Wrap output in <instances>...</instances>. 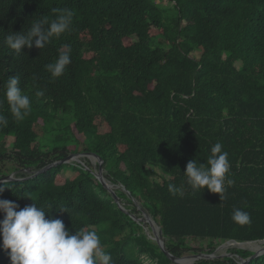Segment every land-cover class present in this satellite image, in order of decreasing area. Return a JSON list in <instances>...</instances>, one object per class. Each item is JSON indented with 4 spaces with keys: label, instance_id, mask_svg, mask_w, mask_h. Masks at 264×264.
<instances>
[{
    "label": "trees",
    "instance_id": "trees-1",
    "mask_svg": "<svg viewBox=\"0 0 264 264\" xmlns=\"http://www.w3.org/2000/svg\"><path fill=\"white\" fill-rule=\"evenodd\" d=\"M158 1L0 0V114L8 120L0 125V161L15 163L0 168V179L17 173L0 183V199L20 208L37 203L73 234L95 231L111 264H175L142 232L128 192L160 225L175 257L198 252L189 239L208 241L209 252L237 244L231 240L264 239V0H169L172 10ZM54 9L72 11L69 31L19 55L6 45L12 32L55 19ZM61 51L71 63L52 80L45 66ZM14 76L31 102L20 122L4 96ZM217 142L234 181L223 201L207 189L193 191L184 175L189 161L205 164ZM74 153L102 159L123 209L86 165L59 163ZM170 184L183 195H173ZM236 208L250 223L233 222ZM233 254L247 260L253 252ZM0 264H11L2 236ZM246 264H264V254Z\"/></svg>",
    "mask_w": 264,
    "mask_h": 264
},
{
    "label": "clouds",
    "instance_id": "clouds-1",
    "mask_svg": "<svg viewBox=\"0 0 264 264\" xmlns=\"http://www.w3.org/2000/svg\"><path fill=\"white\" fill-rule=\"evenodd\" d=\"M54 11L58 13L55 19L49 21L45 17L35 20L27 32L9 34L5 39L6 45L19 55L26 47L31 49L33 45L43 49L54 38H59L69 31L73 22L72 11ZM70 63V53L61 51L55 62L47 64L45 68L52 80H55L64 74L66 66ZM19 83V76L8 78L4 93L10 113L17 122L23 121L31 112L30 98L23 93ZM36 94L42 96L43 92ZM2 103L3 101H0V104ZM7 123V118L0 114V125L6 126ZM229 172L228 153L223 151L222 145L217 142L211 147L206 163L189 161L184 175L187 185L193 191L207 189L211 193L219 194L223 201L226 187L234 183L232 179L227 178ZM169 191L173 195L177 192L183 195V191L171 184ZM59 210L68 212L65 208ZM49 211L37 206V203L20 208L12 201L0 199V213L4 216L0 220V236L11 264H111V256L103 250L95 231L76 229L73 234L61 219L46 218ZM232 220L239 225H245L250 223V214L236 208L233 210Z\"/></svg>",
    "mask_w": 264,
    "mask_h": 264
},
{
    "label": "rangeland",
    "instance_id": "rangeland-1",
    "mask_svg": "<svg viewBox=\"0 0 264 264\" xmlns=\"http://www.w3.org/2000/svg\"><path fill=\"white\" fill-rule=\"evenodd\" d=\"M157 6L159 8H166V9H169V10H172L173 7H174V4L169 1V0H161V1H158L156 2ZM197 55V54H196ZM242 63L241 61H237L235 63V66L236 67H241ZM37 133L39 135V137H41L42 135V129L41 127H38L37 129ZM84 165H86L89 169H91L93 172H97L98 171V163L99 161H97V159H95L94 157H88V158H81L80 159ZM72 164H76L75 162ZM15 166V163L14 162H10V161H7V162H1L0 161V168L1 169H4V170H8L10 167H13ZM69 168V167H66V169ZM148 169H151L152 171H154L155 173V176L156 178H167V175L165 173H163V171L159 168H153V167H147ZM67 172L69 173V175H72V170L70 169H67ZM24 173H29V172H24ZM17 173H12V176H16ZM104 181L105 183H107V185L113 190L115 191V189H117L116 186L112 185L111 181L106 177V174L104 172ZM154 176V177H155ZM135 203L137 204V206L139 208H137V211L136 213H132L133 217L137 218V221L138 222H141V225H142V228H143V233L148 237V239H150L151 241L154 242L153 238L155 237L156 233H158V230L156 228H154L155 226L157 227L159 224L157 222H155L153 219H152V224L153 225H150L147 220H146V215H148L146 212H144V210L141 208V206H139L140 204L138 202L135 201ZM140 209L143 211H140ZM157 230V231H156ZM129 231H127L126 233H128ZM188 244L189 246L192 248V249H195L196 251L198 252H187L183 255V257H192L193 255H197V254H207V255H212L211 258H208V259H204V260H224L226 257H235L238 261V263L241 262V258H238L237 256H235L233 254V251L234 250H238V249H243V250H253V249H249L247 247H243V246H240V245H235L233 244L231 246V248H225V249H222L220 250L219 248H221V246H223L224 243H219L217 246L213 247V251L212 252H209V250L211 248H209V242L208 241H199V240H188ZM262 249H264V244L261 245ZM103 250L105 249L104 247H102ZM229 249V250H228ZM220 250V251H219ZM228 250V251H227ZM255 250V249H254ZM223 251V252H222ZM214 253H218V255L214 256ZM192 255V256H191ZM214 258V259H213ZM201 261V260H199ZM198 262V260L194 263L196 264ZM148 263V262H146Z\"/></svg>",
    "mask_w": 264,
    "mask_h": 264
},
{
    "label": "water",
    "instance_id": "water-1",
    "mask_svg": "<svg viewBox=\"0 0 264 264\" xmlns=\"http://www.w3.org/2000/svg\"><path fill=\"white\" fill-rule=\"evenodd\" d=\"M90 158V157H94L95 159H97V161H99L98 163V171L97 172H93V174L96 176V178L99 180V182L105 187L108 189L109 193H111L114 197V200L115 202L118 204V206L120 208L123 209V206L119 203V200H118V197L115 193V191H113L108 185L107 183H105L104 181V171H103V161L102 159L97 156L96 154H92V153H74V154H71L69 155L65 160H62L60 161L59 163L61 164H71L72 162H76L79 163V164H82L84 165V163L82 161H80L81 158ZM58 163H55V164H51L47 167H45L44 169L42 170H39L37 171L36 173H34L33 175L31 176H34L35 174H38V173H41V172H44L45 170L49 169L50 167L52 166H56ZM88 169V168H87ZM89 170V169H88ZM17 178L13 177L12 175L4 178V179H0V181H13V180H16ZM122 187V186H120ZM122 189L124 190L125 188L122 187ZM128 195L129 197L135 202V200L132 198V196L129 194L128 192ZM146 220L147 222L150 224V225H153L152 224V218L149 216V215H146ZM154 242L160 247V249L162 250V252L164 254H166V256L175 264H181L180 263V260H182L183 258H186V257H175L173 256L171 253H169L165 247V239L163 237V234H162V229L160 227V225H158V233H156L155 237L153 238ZM264 241L261 240V241H251V242H237V241H234V240H231L229 242H235V243H238V244H243V243H252V242H262ZM251 252H253V255L251 256V258L247 259V260H243L241 259V262L239 264H246L250 259L252 258H256V257H259L261 255L264 254V249H260V250H251ZM192 256V255H191ZM205 256V257H204ZM190 257V256H188ZM192 257H197L198 260H201V259H208V258H211L212 255H207V254H197V255H193Z\"/></svg>",
    "mask_w": 264,
    "mask_h": 264
},
{
    "label": "bare ground",
    "instance_id": "bare-ground-1",
    "mask_svg": "<svg viewBox=\"0 0 264 264\" xmlns=\"http://www.w3.org/2000/svg\"><path fill=\"white\" fill-rule=\"evenodd\" d=\"M154 228H156L157 230H158V226L156 227H154ZM156 230V231H157ZM262 244H264V241H262V242H252V243H243V244H235V245H240V246H243V247H247V248H249V249H258ZM231 246L232 245H229V246H224V247H221L220 248V250H222V249H225V248H231ZM219 250V251H220ZM229 250V249H228ZM227 250V251H228ZM223 252V251H222ZM216 255H218V253L216 254V253H214V255H213V257L214 256H216ZM205 257V256H204ZM214 259V258H213ZM198 260V258L197 257H186V258H183L182 260H180V263H184V264H187V263H191V262H196ZM212 260V259H211Z\"/></svg>",
    "mask_w": 264,
    "mask_h": 264
}]
</instances>
